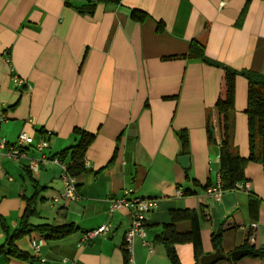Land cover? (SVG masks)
I'll list each match as a JSON object with an SVG mask.
<instances>
[{
  "label": "crops",
  "instance_id": "crops-1",
  "mask_svg": "<svg viewBox=\"0 0 264 264\" xmlns=\"http://www.w3.org/2000/svg\"><path fill=\"white\" fill-rule=\"evenodd\" d=\"M246 1L121 0L119 6L98 4L89 15L78 11L83 2L0 0V142L15 143L21 133L35 142L48 136L49 142L42 153L30 147L25 158L2 157L0 217L12 232L27 200L35 197L33 225L75 226L61 239L49 231H33L15 244L36 261L1 256L0 264H63L65 259L129 264L124 243L133 209L109 214V199L126 189L158 200L146 221V241L153 251L135 237L133 264H172L162 240L168 239L171 212L179 209L196 210L201 217L202 256L216 252L212 237L219 231L221 250L228 256L245 244L264 247L261 164L249 163L247 187L225 191L220 202L206 193L219 176V147L209 142L206 127L211 114L220 140L216 102L224 70L185 57L196 39L212 60L264 76V1L252 0L239 21ZM133 10L148 17L136 22ZM14 75L25 81L22 87L14 86ZM248 87L238 76L234 143L243 157L249 155ZM75 128L94 134L95 141L86 171L77 178L79 198L55 201L63 182L61 167L52 158L77 144ZM181 130L190 140L188 169L178 161ZM34 160L37 171L31 169ZM250 193L262 200L256 221L249 212ZM103 224L111 228L106 235L79 244L85 233ZM190 228L188 222L175 225L178 232ZM39 239L44 242L40 257L31 245ZM6 240L0 223V246ZM174 247L181 264H195L192 243ZM215 264L231 263L227 258ZM236 264H264V259L250 254Z\"/></svg>",
  "mask_w": 264,
  "mask_h": 264
},
{
  "label": "trees",
  "instance_id": "trees-1",
  "mask_svg": "<svg viewBox=\"0 0 264 264\" xmlns=\"http://www.w3.org/2000/svg\"><path fill=\"white\" fill-rule=\"evenodd\" d=\"M251 2L252 0L246 1L239 21H242L244 18ZM98 4L119 6L121 0H88L81 3L78 7V11L81 14L93 15ZM147 17L148 14L145 12L138 10L132 11V19L136 22L142 23ZM185 57L190 59H201L208 65L224 70L222 91L216 102L220 140H218L216 136L217 126L211 114L208 115L206 128L209 142L219 147V176L221 178L222 187L225 191L234 190L237 184H245L247 181L245 168L249 163L261 164L264 173V94L262 91V88H264V76L251 70H236L212 60L206 55L205 44L196 39L190 42L189 52ZM172 58L174 57H167V59ZM238 76L244 77L249 84L247 107L245 110L249 135V155L247 157L239 155L234 143L233 112L235 110L236 79ZM74 134L79 138L77 144L63 150L57 157L68 165V172L72 176L78 178L86 171V157L90 146L95 141V135L80 128H75ZM177 136L181 143L180 156L190 155V140L188 133L185 130H181L177 132ZM186 172H188V170ZM209 187L207 186L206 190ZM35 203V197L27 200V206L19 226L12 232L7 222L0 217L2 228L7 234L6 243L0 246V257L4 256L5 258H14L34 263L36 258L20 250L15 244L19 239L30 235L35 230L49 231L50 234H53L54 238L61 239L75 230L73 224L59 227H53L48 224L33 225L30 220L38 214ZM261 203L262 200L255 193H250L248 203L249 212L251 218L255 221L258 219ZM181 222H188L191 226L190 230L186 232L176 231L175 225ZM166 227L168 239H163L162 241L165 244L167 255L172 264H181L174 247L175 243L187 242L193 244L195 264H200V258L203 255V244L201 239V217L199 213L192 209L174 210L170 214V221L166 224ZM212 243L216 250L222 249V231L213 235ZM240 249H251V255L253 257L264 259V247L256 249L245 244ZM228 261L231 264H236V261H233L230 257H228Z\"/></svg>",
  "mask_w": 264,
  "mask_h": 264
},
{
  "label": "built area",
  "instance_id": "built-area-1",
  "mask_svg": "<svg viewBox=\"0 0 264 264\" xmlns=\"http://www.w3.org/2000/svg\"><path fill=\"white\" fill-rule=\"evenodd\" d=\"M13 83L15 87H22L25 84V81L22 80L17 75L13 76ZM3 120V116H0V122ZM48 135H51L48 133ZM34 148L37 152H43L49 147L48 136L39 140L38 142L34 141V138L27 133H21L15 143H8L6 140L0 142V161L2 157L6 156L15 160L26 157V149ZM46 159L44 155L42 157ZM52 162L59 165L62 170L61 179L63 182V191L60 196L56 197L54 200H65V201H74L79 198L78 196V182L77 178L72 176L68 172V165L63 162L59 157H53ZM39 168L38 160H34L31 164V169L37 171ZM247 187L245 184H237L235 189H243ZM225 190L222 187L221 178L218 176L217 183L210 186L206 193L216 202H220ZM110 209L109 214L112 215L114 212L121 209H133V220L130 229L126 232L124 249L127 253V262L129 264L134 263V240L135 237L139 236L144 240V245L150 248V251H153L151 245L146 241L147 230H146V221L147 214L152 212L158 207V200L148 197H140L134 194L133 190L126 189L123 192V195L120 197H113L109 199ZM256 227V224H252V228ZM110 226L108 224H103L100 227L87 232L83 235V238L80 245L85 242L97 237L106 235L110 231ZM43 240H33L31 242L34 254L36 256H41L40 249L43 246ZM63 264H74L73 261L64 260Z\"/></svg>",
  "mask_w": 264,
  "mask_h": 264
},
{
  "label": "water",
  "instance_id": "water-1",
  "mask_svg": "<svg viewBox=\"0 0 264 264\" xmlns=\"http://www.w3.org/2000/svg\"><path fill=\"white\" fill-rule=\"evenodd\" d=\"M75 2H85L88 0H68ZM178 161L182 168L188 169L190 167V156L183 155L178 158ZM252 254V250L250 249H238L230 254V256L224 254L220 249L216 250V252L212 254L204 255L200 258V264H215L219 261L225 260L230 257L233 261H237L247 255Z\"/></svg>",
  "mask_w": 264,
  "mask_h": 264
},
{
  "label": "rangeland",
  "instance_id": "rangeland-1",
  "mask_svg": "<svg viewBox=\"0 0 264 264\" xmlns=\"http://www.w3.org/2000/svg\"><path fill=\"white\" fill-rule=\"evenodd\" d=\"M48 206V205H47Z\"/></svg>",
  "mask_w": 264,
  "mask_h": 264
}]
</instances>
